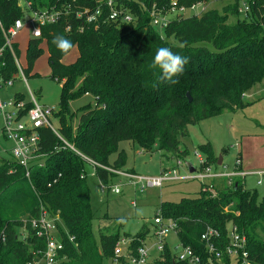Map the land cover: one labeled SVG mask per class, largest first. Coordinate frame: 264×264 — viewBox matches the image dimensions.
<instances>
[{
    "label": "trees",
    "instance_id": "16d2710c",
    "mask_svg": "<svg viewBox=\"0 0 264 264\" xmlns=\"http://www.w3.org/2000/svg\"><path fill=\"white\" fill-rule=\"evenodd\" d=\"M28 1L34 10L67 8L56 22L40 27L39 38L28 39L23 73H28L40 56L44 40L50 76L60 83L54 118L59 133L74 150L64 146L51 130L41 128L40 151L46 153L47 160L42 166H33L28 177L11 157L0 158V264H41L45 239L30 222L42 211L54 219L62 243L58 264H106L113 259L119 234L117 230L94 234L96 213L90 205L86 162L81 155L95 163L97 179L107 186L116 174L106 168L122 170L125 164L119 142H130L147 152L156 148L163 157H185L186 149H180L179 143L189 125L224 110L244 108L245 92L264 79V0H245L250 4L248 19L239 17L240 0H229L222 12L212 8L199 16H174L163 28V37L150 23L149 9L152 4L167 9L170 0H114L131 14L129 23L103 20L107 12L103 0ZM194 1L177 3L189 6ZM97 5L103 10L97 27L75 15L79 7L93 10ZM22 16L16 0H0L3 27ZM57 35L73 42L78 52L74 62H61L65 54L53 44ZM165 46L188 58L176 84L163 80L159 70L149 67L156 50ZM6 62L8 76L15 67L10 57ZM82 95L90 96L93 103L70 112L68 103ZM197 148L204 154L205 164L217 166L209 142ZM112 154L116 156L111 161ZM239 181L221 190L201 185L194 197L161 202L158 214L175 220L177 239L203 256L200 234L207 227L219 232L221 249L227 243V226L234 227L246 238L248 259L264 264V195L259 197L256 189ZM149 235V228L143 226L138 234L126 237L135 248ZM155 262L187 264L175 260L167 243ZM222 262L238 264L227 255Z\"/></svg>",
    "mask_w": 264,
    "mask_h": 264
},
{
    "label": "rangeland",
    "instance_id": "374dc122",
    "mask_svg": "<svg viewBox=\"0 0 264 264\" xmlns=\"http://www.w3.org/2000/svg\"><path fill=\"white\" fill-rule=\"evenodd\" d=\"M229 0H213L209 2L208 9L215 8L222 12L223 7ZM233 18H230L231 22ZM159 37L164 36L162 28L154 26ZM29 39L28 28L25 27L14 39L19 43V60L23 67L25 62V46ZM41 54L34 61L30 71L23 76L16 77L6 89H0V98L3 100L12 99L14 96L22 95L25 101H30L29 92L39 105L58 107L60 83L51 78L47 63V49L44 42L40 44ZM76 47L63 56L61 62L69 64L77 58ZM93 103L90 96L82 95L68 103L70 112L86 103ZM243 102L246 106L235 111L224 110L221 114L199 121L187 127V134L180 138L179 148L186 149L185 157H175L173 154L162 156V152L153 148L146 151L132 145L130 142L121 141L118 150H123L125 154V164L121 168L123 171L132 172L142 177H152L158 175L163 170L175 169L177 175L187 173L186 163L189 162L196 168L195 173L200 171L199 161L195 156L198 153L201 157L204 154L197 148V145L209 142L213 155V160L221 158V164L211 167V172L229 173L235 170V162L238 159L240 167L246 172H257L264 170V79L254 84L243 95ZM54 127H58L56 118H51ZM72 128L76 124L75 118L72 120ZM10 143L0 137V158L10 157L8 149ZM115 154L110 156L114 160ZM47 158L42 161L45 163ZM180 164L177 165L176 161ZM86 183L89 187L90 205L95 211V218L92 221L94 234L97 236L98 230L108 232L118 231L119 238L127 239L126 235L138 234L143 226L149 228L150 235L146 242L152 243V221L158 214L161 202H177L183 197H194L199 192L201 185H212L214 189H223L226 185V177L199 179H181L165 181L160 187H145L142 192L139 186L128 182L123 176L116 175L108 180L107 186L102 187L95 174V167L92 163H85ZM259 176V175H258ZM257 175H247L245 177L235 176L233 181L240 180L248 189H256L259 197L264 195V185L258 186ZM213 180V181H212ZM117 186L118 193L111 190ZM118 238V239H119ZM168 245L172 246L176 242L174 233H169L166 237ZM151 249H154L153 247ZM106 264H117L109 260Z\"/></svg>",
    "mask_w": 264,
    "mask_h": 264
},
{
    "label": "built area",
    "instance_id": "2783aa9c",
    "mask_svg": "<svg viewBox=\"0 0 264 264\" xmlns=\"http://www.w3.org/2000/svg\"><path fill=\"white\" fill-rule=\"evenodd\" d=\"M74 1V0H72ZM213 0H195L189 6L178 5L177 0H170L169 7L162 9L156 7L154 4L149 9L150 23L153 26L164 28L169 19L174 16H199L202 12L208 9V4ZM215 1V0H214ZM17 6L23 12L22 18L15 19L9 26L3 27L0 22V89L10 85L12 81L19 75L26 78L23 73V66L19 60L18 42L14 39L25 27L28 28L29 38H39L41 31H35L37 28L45 24L56 22L58 17L64 10L51 7L49 9L34 10L31 9L30 1L16 0ZM103 6L106 7L107 12L103 18L111 20H121L129 23L132 21L130 13H126L123 9L118 7L114 0H103ZM117 6V8H116ZM250 11V4L245 0H240L237 12L242 19H248ZM103 10L100 5H97L93 10L87 6L79 7L75 11L77 17H83V21L97 27L100 21ZM17 22H20V27H17ZM68 29V27H66ZM44 41V40H43ZM16 44V47H15ZM11 58L15 67L14 72H10L7 76L6 61ZM30 101H25L23 98L14 96L12 99L3 100L0 98V137L4 141L10 143L8 154L14 162L21 166L25 171V176H29L30 169L37 165H43V159L46 153L40 151L39 145V129L48 128L56 137L63 143L64 146L74 150L59 133L58 127H54L51 123V118L57 111L56 106H43L34 101L32 93L29 92ZM199 161L200 171L195 173L187 169L185 175H177L175 169L163 170L158 175L152 177H142L138 174L127 172L123 170H114L106 168L116 175L126 177L128 182L139 186V191L142 192L145 187H160L165 181L181 180V179H199L226 177V184L230 185L233 177L247 175L264 174V170L257 172H246L240 167V162L237 159L235 162V170L229 173L211 172V165L205 164L204 157L195 153ZM85 162H90L95 165L90 159L81 155ZM177 165L180 162L176 161ZM187 168V167H186ZM259 177V176H258ZM102 187H106L102 185ZM211 188L212 185H204ZM111 190L115 193L119 192L117 186H113ZM56 218V217H55ZM54 219L49 218L45 211H42L37 220H31L30 225L36 230L38 236H43L45 239V248L40 258L41 264H58L56 258L60 250H62V243L57 238ZM178 226L175 220L170 218H162L160 214H156L152 221L153 242L149 247L146 241L141 245L131 248V239L119 238L113 247V261L117 264H156L155 259L160 256L166 242V237L169 233H174L176 242L170 246L176 261H182L187 264H223L222 257L227 255L228 258L234 259L238 264H253L248 259V253L245 249L246 238L243 234H239L235 228L227 226V243L221 249L219 232L216 229L207 227L201 234L200 240L203 244L204 256L196 253L195 249L188 245H183L177 239ZM154 249H151V248ZM152 250L154 252H152Z\"/></svg>",
    "mask_w": 264,
    "mask_h": 264
},
{
    "label": "clouds",
    "instance_id": "9594fccd",
    "mask_svg": "<svg viewBox=\"0 0 264 264\" xmlns=\"http://www.w3.org/2000/svg\"><path fill=\"white\" fill-rule=\"evenodd\" d=\"M20 22H17V27H20ZM37 33L39 28L35 30ZM53 44L63 54H68L74 47L73 42L63 35H57L53 39ZM188 63V58L174 52L169 47H160L156 50L154 57L149 67L153 70H159L161 78L168 83H178L177 77L183 74L185 65ZM259 179L257 185H264V174H258Z\"/></svg>",
    "mask_w": 264,
    "mask_h": 264
},
{
    "label": "water",
    "instance_id": "95a60500",
    "mask_svg": "<svg viewBox=\"0 0 264 264\" xmlns=\"http://www.w3.org/2000/svg\"><path fill=\"white\" fill-rule=\"evenodd\" d=\"M186 97H187L188 101L191 100L190 97H189V94H188V93H186ZM220 164H221V158L218 157L217 165H220ZM185 165H186V167H187V169H188L189 171H193V167H192L191 163L187 162Z\"/></svg>",
    "mask_w": 264,
    "mask_h": 264
},
{
    "label": "crops",
    "instance_id": "0c3cea01",
    "mask_svg": "<svg viewBox=\"0 0 264 264\" xmlns=\"http://www.w3.org/2000/svg\"><path fill=\"white\" fill-rule=\"evenodd\" d=\"M27 41H28V40H27ZM42 42H44V41L42 40ZM26 43H27V42H26ZM18 45H19V43H18ZM25 48H26V46H25ZM24 56H25V51H24ZM25 62H26V60H25ZM241 169H242V168H241ZM127 172H128V171H127ZM212 181H213V180H212ZM146 244H147L149 247L151 246V242H150V243H149V242H148V243L146 242ZM152 252H154V251L152 250Z\"/></svg>",
    "mask_w": 264,
    "mask_h": 264
}]
</instances>
